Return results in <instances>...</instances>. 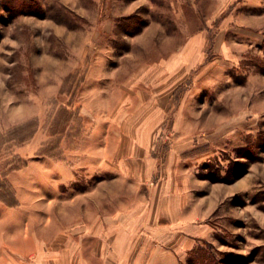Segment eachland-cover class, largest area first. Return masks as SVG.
<instances>
[{"label":"rangeland","instance_id":"obj_1","mask_svg":"<svg viewBox=\"0 0 264 264\" xmlns=\"http://www.w3.org/2000/svg\"><path fill=\"white\" fill-rule=\"evenodd\" d=\"M141 158L148 183L121 180ZM167 185L204 231L177 264H264V0H0L5 237L47 250Z\"/></svg>","mask_w":264,"mask_h":264},{"label":"crops","instance_id":"obj_2","mask_svg":"<svg viewBox=\"0 0 264 264\" xmlns=\"http://www.w3.org/2000/svg\"><path fill=\"white\" fill-rule=\"evenodd\" d=\"M197 42L194 39L186 46V59L196 54ZM157 114L124 132L130 149H149L161 113ZM136 161L135 173L130 164H121L119 178L148 183L142 171L150 165L149 160ZM185 208L184 198L171 192L168 185L164 193L149 192L146 200L137 199L133 204L123 203L114 209L92 206L90 211H82L86 220L71 224L54 246L46 250L35 243L29 255L21 251L18 234L8 231L11 236L5 237L4 223H0V264H177V255L204 232L184 217Z\"/></svg>","mask_w":264,"mask_h":264}]
</instances>
